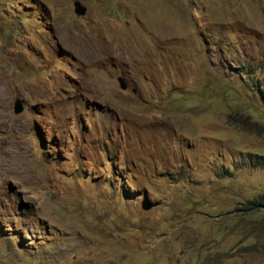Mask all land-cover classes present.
I'll return each mask as SVG.
<instances>
[{"label": "rangeland", "instance_id": "374dc122", "mask_svg": "<svg viewBox=\"0 0 264 264\" xmlns=\"http://www.w3.org/2000/svg\"><path fill=\"white\" fill-rule=\"evenodd\" d=\"M263 196L264 0H0V264H264Z\"/></svg>", "mask_w": 264, "mask_h": 264}, {"label": "water", "instance_id": "95a60500", "mask_svg": "<svg viewBox=\"0 0 264 264\" xmlns=\"http://www.w3.org/2000/svg\"><path fill=\"white\" fill-rule=\"evenodd\" d=\"M74 6V13L78 16H83L85 14V8L81 5L80 2L76 1L73 4ZM117 81L119 83V87L121 90H125L126 89V84L124 83L123 79L121 77L117 78ZM14 112L16 114H19L22 112V105L20 101L16 102L15 108H14Z\"/></svg>", "mask_w": 264, "mask_h": 264}, {"label": "trees", "instance_id": "16d2710c", "mask_svg": "<svg viewBox=\"0 0 264 264\" xmlns=\"http://www.w3.org/2000/svg\"><path fill=\"white\" fill-rule=\"evenodd\" d=\"M243 75L247 76V73L245 72ZM257 87V86H256ZM258 90V89H257ZM256 90V91H257ZM249 165L250 167H253V168H258L260 167L261 165H263L262 161H259L258 159L254 160V161H250L249 162ZM264 198V196H263ZM262 202L264 203V199L262 200ZM247 205H251L253 207H257V206H261L262 204H260L259 202L257 201H249L247 203ZM248 209H252L251 207L248 206Z\"/></svg>", "mask_w": 264, "mask_h": 264}, {"label": "bare ground", "instance_id": "6f19581e", "mask_svg": "<svg viewBox=\"0 0 264 264\" xmlns=\"http://www.w3.org/2000/svg\"><path fill=\"white\" fill-rule=\"evenodd\" d=\"M95 53V52H94ZM98 53V52H97ZM97 58V57H96ZM96 60V59H95Z\"/></svg>", "mask_w": 264, "mask_h": 264}]
</instances>
